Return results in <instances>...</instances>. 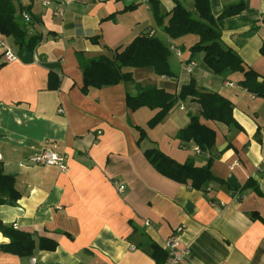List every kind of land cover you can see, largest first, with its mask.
Returning <instances> with one entry per match:
<instances>
[{
    "label": "crops",
    "instance_id": "crops-1",
    "mask_svg": "<svg viewBox=\"0 0 264 264\" xmlns=\"http://www.w3.org/2000/svg\"><path fill=\"white\" fill-rule=\"evenodd\" d=\"M43 1L15 0L30 6L27 14L37 20L29 36L43 35L33 52L0 33V42L17 57L6 62L0 46V162L6 174H16L20 194L15 205H0V220L37 241L50 239L57 248H37L31 257L0 250V264H156L153 246L164 250L163 243L179 227L182 248L188 249L182 264H264V100L239 86L241 74L216 75L204 64L203 53L192 55L198 36L169 38L148 2L48 0L45 6ZM180 2L197 15L193 0ZM210 3L215 16L229 6L246 5L222 21L221 42L264 77V0ZM159 4L167 14L174 0ZM130 5L137 8L122 12ZM114 14V20H105ZM142 35L156 36L169 47L174 78L158 76L152 68L131 69L135 82L81 92L79 55L112 58L111 49ZM190 61L197 64L187 73ZM50 73L59 78L56 90L49 89ZM191 79L198 88L229 99L241 129L206 120L192 98L177 102L153 129L147 123L157 110L132 111L126 105L137 84L178 94ZM192 115L216 132L209 153L177 138ZM137 126L147 130L148 140L140 145ZM53 142L68 157L67 173L29 161ZM151 142L180 164L202 167L211 158L213 175L225 185L212 182L195 190L161 175L144 156ZM115 181L124 186L122 193ZM249 183L259 192L247 188ZM8 243L0 231V246Z\"/></svg>",
    "mask_w": 264,
    "mask_h": 264
},
{
    "label": "trees",
    "instance_id": "trees-1",
    "mask_svg": "<svg viewBox=\"0 0 264 264\" xmlns=\"http://www.w3.org/2000/svg\"><path fill=\"white\" fill-rule=\"evenodd\" d=\"M193 1L197 15L188 11L180 0H174V7L167 14L161 13L159 0H148V3L156 24L163 28L164 33L169 38L176 40L187 35L198 36V42L190 48L192 55L203 53L204 64L216 75L241 74L239 86L264 100V77L247 67L236 52L225 48L221 42L222 21L227 17L240 14L246 10V5L239 3L229 6L219 16H215L211 9L210 0ZM136 8L137 5H130L122 12L133 11ZM30 11V6L16 5L15 0H0V33L12 38L20 48L33 52L43 40V35L36 33L29 36L28 28L34 25L37 20L32 17V21L26 23L22 14H30ZM115 17L116 14L107 17L105 20H114ZM262 23L264 25V16ZM93 42L99 43L100 40L94 38ZM111 51L113 52L112 58L101 56L85 59L79 55L80 68L83 74L81 92L84 95H87L91 90L115 86L120 83L135 82L131 69L152 68L158 76L175 77L169 63L170 49L156 36H138L128 46H119L111 49ZM261 54L264 56V45L261 48ZM59 83L58 76L50 73L49 89L56 90ZM136 88L137 93L135 95L127 94L126 105L132 111L143 107L157 110L155 116L147 123L148 129L158 126L177 102L187 98H192L197 102L200 116L206 120L230 128L241 129L233 116L232 102L217 92L198 88L195 79H191L187 85L182 86L178 94H172L154 86L143 87L137 84ZM136 130L139 133L138 145L143 140H148L146 128L137 126ZM177 138L182 143L193 142L201 152L209 153L215 146L216 132L201 123L199 116L192 115L188 125L178 131ZM151 143L152 146L144 150V156L161 175L195 190H203L212 182L225 185L224 181L213 175L211 158L202 167H197L192 162L180 164L165 155L155 142ZM246 187H251L259 192L258 187L254 184L249 183ZM19 198L20 194L15 188V179L10 174L5 173L3 164L0 162V205H15ZM0 231L9 239V243L1 245L0 250L19 257H31L37 248L47 251H53L57 248L56 242L50 239L37 241L31 233L18 230L13 225H6L1 220ZM152 257L156 264H164L167 253L159 246L154 245Z\"/></svg>",
    "mask_w": 264,
    "mask_h": 264
},
{
    "label": "built area",
    "instance_id": "built-area-1",
    "mask_svg": "<svg viewBox=\"0 0 264 264\" xmlns=\"http://www.w3.org/2000/svg\"><path fill=\"white\" fill-rule=\"evenodd\" d=\"M143 2H148V0H142ZM43 5H49L48 0L43 1ZM23 18L26 23L31 22V18L27 13H23ZM0 46L3 48L2 57L6 62H14L17 60L13 49L4 41L0 42ZM195 61H190L187 66H185V70L187 73H192L193 69L196 67ZM232 85V84H231ZM196 150L200 152L197 147ZM30 163L37 165H50L56 166L60 172L67 173L69 172L68 166V157L65 154L58 152V144L53 142L49 147L44 148L38 155L32 156L29 159ZM235 164L233 168L236 166ZM117 190L122 193L124 191V186L119 184L118 182H114ZM183 232V227H179L176 229L174 235H172L169 239H167L162 248L167 253V259L164 264H182L184 256L187 254L188 249H183L180 241V234ZM33 264H35V260H32Z\"/></svg>",
    "mask_w": 264,
    "mask_h": 264
},
{
    "label": "water",
    "instance_id": "water-1",
    "mask_svg": "<svg viewBox=\"0 0 264 264\" xmlns=\"http://www.w3.org/2000/svg\"><path fill=\"white\" fill-rule=\"evenodd\" d=\"M15 176H16V174H13V173L11 174V177H15Z\"/></svg>",
    "mask_w": 264,
    "mask_h": 264
}]
</instances>
